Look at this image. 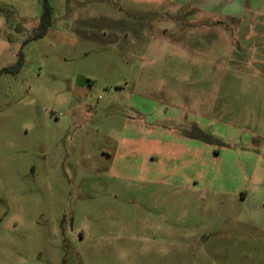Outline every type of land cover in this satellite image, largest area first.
Here are the masks:
<instances>
[{
	"label": "rangeland",
	"instance_id": "obj_1",
	"mask_svg": "<svg viewBox=\"0 0 264 264\" xmlns=\"http://www.w3.org/2000/svg\"><path fill=\"white\" fill-rule=\"evenodd\" d=\"M20 56L0 264H264V0H0Z\"/></svg>",
	"mask_w": 264,
	"mask_h": 264
},
{
	"label": "trees",
	"instance_id": "obj_2",
	"mask_svg": "<svg viewBox=\"0 0 264 264\" xmlns=\"http://www.w3.org/2000/svg\"><path fill=\"white\" fill-rule=\"evenodd\" d=\"M50 16H51V8L47 5V3H45L44 12L40 18V24L38 27L39 32L34 35V39L41 38L45 35L47 28L50 26ZM21 66H22V58L20 56L17 62L13 66L0 70V75L9 74V73L17 74Z\"/></svg>",
	"mask_w": 264,
	"mask_h": 264
}]
</instances>
